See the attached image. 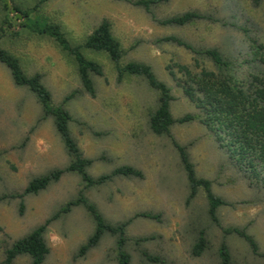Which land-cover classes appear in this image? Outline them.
Returning <instances> with one entry per match:
<instances>
[{
  "label": "rangeland",
  "instance_id": "374dc122",
  "mask_svg": "<svg viewBox=\"0 0 264 264\" xmlns=\"http://www.w3.org/2000/svg\"><path fill=\"white\" fill-rule=\"evenodd\" d=\"M5 1L31 11L40 0H0V47L19 59L28 76L41 74L53 105L70 112L72 137L84 158L94 160L89 174L97 178L127 165L141 170L145 178L116 177L105 185L86 187L72 172L37 195L0 202V264H6V252L15 241L44 225L82 190L114 226L137 214L161 215L160 222L139 217L127 228L131 264H221L223 242L229 247L231 264H264L243 238L223 232L227 228L245 230L264 253V175L258 179L239 164L224 147L226 142L201 123L204 114L185 96L182 85L188 77L178 66H186L196 76L203 69L216 73L219 69L206 56L162 41L174 36L199 51L218 50L231 63L225 72L246 85L251 75L264 73V0H167L150 11L124 0H49L32 13L33 18L60 26L73 46L83 45L108 20L124 51L121 64L152 67L174 96L173 117H195L189 123L175 124L170 136H157L150 128L160 94L146 79L126 76L119 81L108 55L83 50L88 59L104 67V76H92L97 93L91 97L75 60L53 39L19 27L16 13L6 21ZM187 12L212 19L183 27L160 24ZM42 116L36 95L18 87L0 62V197L23 194L33 179L72 162L54 119L42 120ZM172 138L186 149L197 176L210 180L214 194L228 202L229 206L218 210L221 226L209 218L204 190L187 204L189 181ZM95 230L96 221L84 207L52 221L45 233L50 254L44 264H118L117 237L110 234L78 257ZM202 230L208 249L195 257L192 250ZM141 238L154 239L137 244ZM144 252L161 261L150 262ZM13 264H33V260L22 255Z\"/></svg>",
  "mask_w": 264,
  "mask_h": 264
},
{
  "label": "trees",
  "instance_id": "16d2710c",
  "mask_svg": "<svg viewBox=\"0 0 264 264\" xmlns=\"http://www.w3.org/2000/svg\"><path fill=\"white\" fill-rule=\"evenodd\" d=\"M49 0H40L33 10L28 11L21 9L16 5H11L5 1L4 10L7 12L6 21L9 15L17 14V21H21L19 27L26 29L39 36H46L53 39L63 52L71 56L77 65V71L86 92L91 96H96V87L93 75L104 76V67L96 61L88 59L83 50L90 52L104 53L108 55L110 61L115 65L118 73V80L123 81L126 76H138L146 79L148 84L160 94L159 107L151 115L150 128L157 136H170L171 128L179 123H189L195 119L191 114L180 119H175L171 113V103L174 101L171 89L160 81L154 73V69L143 63L130 62L122 65L124 57L122 45L116 39L111 31V24L104 20L97 29L88 37L83 45L73 46L62 31L61 27L50 24L40 18H33L32 13L37 11L42 5ZM135 6L143 7L147 11L161 2L167 0H124ZM14 13V14H13ZM211 20L212 18L195 12L162 20L163 26L183 27L195 20ZM171 42L190 50L196 55L206 56L211 59L219 72H212L203 69L200 74L193 75L191 70L186 66H178V69L184 76L188 77L187 83L182 85L183 92L190 102L200 109L204 117L201 120L212 128L215 133L226 142V146L231 156L235 157L238 163L247 170L254 172L259 179L264 175V73L261 75L250 76V82L246 85L238 84L235 78L227 70L231 69V63L224 59L218 50L199 51L183 40L171 36L164 40ZM0 62L5 65L11 72L14 83L18 87L27 88L36 95L42 110V120L53 118L55 127L62 138L65 148L72 158L70 165L64 169H58L47 175L33 179L23 194H15L0 197V202L6 199L19 198L24 199L27 195H37L46 190L51 184L59 182L66 173H77L86 187L102 186L112 181L116 177L144 179V173L132 166H121L113 170L110 174L101 175L97 178L89 174L88 169L94 164V160L84 158L79 146L72 137L70 123L72 116L64 106L53 105L52 94L43 84V76L35 74L28 76L20 65V61L7 50L0 47ZM174 70L171 75L174 76ZM227 73V74H226ZM197 85V86H195ZM70 96L67 99L72 98ZM68 101V100H66ZM175 148L182 158L181 162L186 171L190 186V193L187 198V204H191L199 194L200 189L204 190L209 203V218L216 226H221L218 216V210L222 207L229 206L228 202L214 194L212 190L213 183L210 180L199 178L196 174L195 167L186 149L180 146L172 138ZM84 207L96 221L95 233L91 236L86 244L80 250L78 257H84L89 251L96 248L106 234L117 237L118 264H131V255L126 251L128 243L127 228L137 218H147L157 222L161 221L160 214L142 213L137 214L126 222L111 225L99 211L97 206L91 203L84 195L83 190L79 192L78 197L62 207L55 216L46 221L35 229L28 236L15 241L10 249L6 252V264H13L16 258L27 255L33 260V264H44L50 249L45 240V233L50 223L62 215H67L74 208ZM25 209L24 203H21L20 212L23 214ZM225 235H237L243 238L250 246L253 254L264 259V253L260 252V247L254 237L249 235L245 230L239 228L223 229ZM154 238H141L137 244L153 240ZM208 249V242L205 231L199 233L198 240L193 247L192 254L195 257H201ZM143 255L153 263L160 262V258ZM221 264H231V253L227 243L223 242L219 249Z\"/></svg>",
  "mask_w": 264,
  "mask_h": 264
}]
</instances>
